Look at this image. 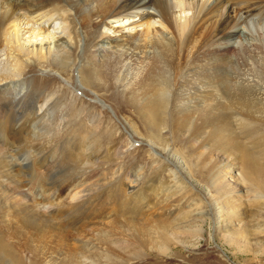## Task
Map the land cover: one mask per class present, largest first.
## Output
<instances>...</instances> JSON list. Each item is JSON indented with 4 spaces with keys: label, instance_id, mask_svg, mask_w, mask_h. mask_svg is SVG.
Returning a JSON list of instances; mask_svg holds the SVG:
<instances>
[{
    "label": "bare ground",
    "instance_id": "obj_1",
    "mask_svg": "<svg viewBox=\"0 0 264 264\" xmlns=\"http://www.w3.org/2000/svg\"><path fill=\"white\" fill-rule=\"evenodd\" d=\"M51 1L55 0L0 2V51L6 50L8 56H14L18 69L10 71L5 65L0 67V142L5 145L4 152L0 151V264H25L24 253H19L17 246L11 244L5 228L7 224H30L43 232L51 227L50 231L63 244L68 236V228L70 232L76 218L86 214L89 204L104 196L108 201L115 200L110 190L107 191L97 184H90L88 188L73 194L70 191L67 199L61 197L60 192L70 190L77 177H82L80 180L84 181L92 176L96 169V160L93 157L96 150L93 148L95 146L85 140L83 142L74 138V126L65 120L74 111L70 107L66 108L68 114L65 116L64 109H60L58 97L52 93L42 94L43 90L25 79L28 70L39 65L58 68L62 73L69 72L64 65L68 54L63 56L62 61H55L51 39L33 45L21 41L22 31L25 30L22 24H29L31 21L39 23V35H42L49 32L54 21L62 20L59 27L62 31L69 29L67 36L61 33L57 35L56 31L52 37L57 38L55 42L68 39L69 47L72 48L73 44L77 45L75 39L77 40L79 31L74 17L64 12H56L49 6ZM72 1L74 6L79 7L84 1L91 3L94 0ZM96 1V7L91 8L92 10L80 11L82 23L91 25L87 32L88 45L95 47V50L87 53L92 55L94 52L101 57L98 66L95 60L93 65H84V82L108 89L114 85L111 78L115 77L114 71L118 70L116 67L119 63L132 58L139 59L144 67L134 76V86L125 88L129 103L141 115L148 116L151 126L159 129L160 126L171 124L175 129L188 131L190 136L201 139V147H207L208 158L216 149L223 153L226 150L230 157H235V152L239 153L236 162L241 166L239 170L242 171L243 179L257 192V201L264 200L259 196L260 192L264 193V164L257 157L258 153H253L255 149L251 151L255 146L250 148L246 143L249 142L247 137L254 141L250 142L253 144L256 138L264 135V58L261 56L264 52L257 42H252L250 46L240 44L239 47L230 44L234 35L243 38L242 32L245 37L251 38L248 31H243L241 24H247L251 19L264 20V0H174L175 6L181 8V11L191 10V14L185 16L184 20L177 18L173 12L171 0ZM120 14L131 15L128 26L110 25L106 22V18ZM23 18L27 23H22ZM63 22H69L70 28H66ZM100 25H108L113 35L100 32ZM138 27L141 29H137ZM140 33L144 36L143 42L136 40ZM244 57V63L247 59L256 63V77H250L252 73L245 70L241 72L234 67L236 63L241 65L240 60ZM29 59L34 62L27 63ZM16 74L22 78L15 79ZM242 125L245 126L244 129L240 127ZM52 127L56 132L48 135L46 130ZM260 152L262 154L261 150ZM77 167H82L81 173L75 171ZM60 171H65L63 173L68 177L57 182L56 175ZM190 171L194 172L192 169ZM211 177L213 183L217 184L216 200L221 204L224 195L227 196L221 175L219 177L217 173H212ZM175 178L170 186L163 179H158V184L152 182L148 186L157 196L165 191V196L169 199L174 195V187L177 194L188 188L183 178ZM80 180H76V183L82 182ZM165 185L168 187L162 189ZM26 187L29 191L32 189L35 200L50 202L52 206L42 211L33 202L29 203L33 196ZM57 198H60L59 201ZM147 200L142 191L136 192L134 201L137 204ZM224 200L229 204V199ZM118 206L123 210V201ZM152 206L155 204L149 208ZM237 214L235 212L233 216ZM167 227L163 225L160 230H150L146 234L149 242L155 243V248L162 254H167L173 245L178 244L180 240L176 238V234L187 230L174 229L171 224L169 228H173L175 234L171 236ZM200 228L193 235H199L202 231ZM246 228L231 239L247 241ZM109 235L107 237L99 233L95 238L96 242L106 246V253L88 248L85 261L81 259L79 251H55V254L46 256L47 263L124 264L120 256L125 255L124 248L131 243L123 239L120 241L119 238L118 244L117 241L110 242L111 239L108 238L112 235ZM86 243L83 245L88 246ZM33 246L28 244L25 250L36 252L37 249Z\"/></svg>",
    "mask_w": 264,
    "mask_h": 264
},
{
    "label": "rangeland",
    "instance_id": "obj_2",
    "mask_svg": "<svg viewBox=\"0 0 264 264\" xmlns=\"http://www.w3.org/2000/svg\"><path fill=\"white\" fill-rule=\"evenodd\" d=\"M2 1L0 0V2ZM72 2L74 1L55 0L51 1L49 6L56 12H64L74 17L79 35H77V40L75 39L77 45L73 44V48L69 47L68 39L64 42H55L57 38L52 37L56 31H58L57 35L61 33V35L67 36L69 29L62 31V28L59 27L62 20L54 21L50 25L49 32L46 31L47 34L44 32L42 35H39V23L31 21L29 24H22L25 30L21 34V41L27 45L51 39L55 61H62L63 56L68 54L64 65L69 72L62 73L58 68L39 65L36 68L31 67L25 79L30 81L31 85H36L40 90H43L42 94L52 93L58 97L61 103L60 109H64L65 116L68 114L66 108L70 107V110L74 112L65 120L74 126V138L83 142L85 140L88 144L95 146L93 148L96 152L93 157L96 160V164H94L96 169L92 176L84 181L80 180L82 177H77L76 180L82 182L76 183L74 180V186L72 185L70 190L60 192L61 197L67 199L70 191L73 194L88 188L90 184H97L107 191L110 190L111 196L114 195L115 200L108 201L104 196L89 204L85 210L86 214L81 218H76L77 220L70 227V232L68 228V236L63 244L50 231L51 227H47V232H43L40 228L30 224L20 226L14 223L7 224L5 228L8 230L11 244L17 246L19 253H24L25 264H48L46 256L55 254V251L66 253L70 250L79 251L82 255L81 259L85 261L88 248L106 253V246L95 240L99 233L107 237L108 234L112 235L108 239H111L110 242L113 241V243L117 241L118 244V238L120 241L123 239V241L128 240L131 243L124 248L125 255L120 256L124 264H264V204L262 203L264 200L258 202L257 192L247 180L245 181V178L243 179L242 171L239 170L241 166L236 162L239 153L235 152L233 154L235 157H230L226 150L223 153L216 149L208 158L207 147L202 148L201 139L190 136L188 131L183 132L175 129L171 124L166 127L160 126L159 129L151 126L152 123L148 116L141 115L129 103L125 91L126 87L134 86V76L144 67L139 59L132 58V60L128 59L119 63L116 67L118 70L114 71L115 77L111 78L114 85L108 89L86 84L82 77L84 65L87 63L93 65L95 62L98 66V60L101 57L94 52L92 55L87 53L90 50H95V47L88 45L87 32L91 25L82 23L80 11L92 10L96 7L97 1L94 0L91 3L84 1L79 7L74 6ZM175 2L174 0L170 1L173 12L177 18L184 20L185 16L191 14V10L183 9L181 11V8L175 6ZM240 14L238 17L243 15L240 16ZM120 15L106 18V22L110 25L125 24L128 26L131 15ZM22 23H27L24 22V18ZM62 24L66 25V28H70L69 22ZM31 27L34 30H29ZM241 28H244L243 31H248L251 38L245 37L242 32L243 38L234 35L230 44L239 47L240 44L250 46L252 42H257L264 52V20L251 19L247 21V24L242 23ZM137 29H141V27ZM98 30L113 35L112 30L108 29V25H104V27L100 25ZM140 35L136 39L137 42L144 41V36ZM105 46L107 47V44ZM150 51L153 52V49ZM261 56L264 58L263 54ZM245 58L240 60L241 65L236 63L237 65L234 67L241 72L245 70L249 74L252 73L250 77H256L254 71L256 63L250 59H247L250 63L247 61L248 64L244 63ZM259 58L260 56L257 57V59ZM26 62L33 63L34 60L29 59ZM1 65H5L7 69L10 68V71L18 70L15 66L16 59L14 56H8L6 50L0 51V67ZM14 78L21 79L22 76L16 74ZM37 113L39 114V112ZM240 127L244 129L245 126ZM53 129V127L47 129V134L55 133L56 131L54 132L55 129ZM263 136L259 135L258 137L261 138H256L257 143L253 144L250 142L254 141L247 137L246 140L249 142L246 143L250 145V148L255 146L251 151L255 149L256 152H252L258 153L257 157L264 164ZM4 146L0 142V151L4 152ZM211 166L216 168L213 169ZM190 169L194 172L192 173ZM75 171L81 173L82 167L75 168ZM63 172L65 171L59 172L60 176L56 175L57 182L67 179L68 175ZM211 172L217 173L219 177L221 175L220 179L223 181V188H225L227 196L224 195L221 204L216 200L217 184L213 183ZM174 176L183 178L188 188L177 194L174 187V195L169 199L167 195L165 196V191L157 196L148 186L152 182L158 184V179H163L169 186L173 185ZM166 187L168 186L165 185L162 189ZM27 191L32 195V189L29 191L27 188ZM137 191H142L147 196V202L137 204L138 202L134 201ZM36 193L38 194V192ZM259 196L264 198V193L260 192ZM39 197H42L41 194ZM224 199H229V204H226ZM122 201L123 210L118 208ZM31 202L42 211L52 206L50 202L41 201V199L35 200V196L30 198L29 203ZM102 203L106 205L103 206ZM154 204L155 206L149 208ZM221 209H223L222 212H220ZM235 212L238 214L233 216ZM171 224L174 225V229H187V232L176 234L178 235L176 238L180 240L178 244L173 245L167 254H162L155 248V243L149 242V236L146 234L150 230H160L163 225L169 228ZM173 228L168 230L171 236L175 235ZM198 228L200 231L202 230L200 234L193 235ZM244 228L248 231L247 241L246 239H242L244 242L240 239L238 241L231 239L233 235L237 236ZM84 243L88 246L83 245ZM28 244L34 245L37 254L35 251L25 250V246ZM80 247L81 249H79ZM130 247L135 250H131Z\"/></svg>",
    "mask_w": 264,
    "mask_h": 264
}]
</instances>
